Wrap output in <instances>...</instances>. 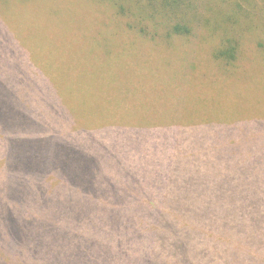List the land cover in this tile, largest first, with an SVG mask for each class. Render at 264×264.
Returning <instances> with one entry per match:
<instances>
[{
	"label": "rangeland",
	"instance_id": "374dc122",
	"mask_svg": "<svg viewBox=\"0 0 264 264\" xmlns=\"http://www.w3.org/2000/svg\"><path fill=\"white\" fill-rule=\"evenodd\" d=\"M134 1L152 12L162 0ZM216 1L228 5L225 17L219 3L209 14H193L190 3L184 11L200 15L201 29L168 40L164 24L140 35L101 0H0V223L10 215L19 235L17 242H3L39 240L45 247L51 198L68 221L87 209L82 221L90 229L96 224L86 205L98 180L79 171L84 157L67 162L64 147L71 145L58 138L63 119L76 130L117 132L110 148L124 150L137 139L140 162L154 174L156 209L172 220L162 223L160 234L172 262L187 264L184 246L190 264H264L253 226L234 213L245 193L242 181L254 176V159L264 162V0ZM227 24L245 30L238 60L222 67L210 58L218 44L211 31ZM44 111L54 119L40 120ZM167 150L177 157L168 161ZM124 188L119 208L134 218L145 205L133 197L144 190L129 179ZM129 227V240L142 231L137 223ZM210 243L212 257L191 253ZM3 251L0 245L5 262L18 257L14 248Z\"/></svg>",
	"mask_w": 264,
	"mask_h": 264
},
{
	"label": "trees",
	"instance_id": "16d2710c",
	"mask_svg": "<svg viewBox=\"0 0 264 264\" xmlns=\"http://www.w3.org/2000/svg\"><path fill=\"white\" fill-rule=\"evenodd\" d=\"M26 1L30 2L31 0ZM102 1L106 2L105 5L111 4L116 9L115 15L118 13L117 15L122 20L127 21L126 24L129 25V28L140 35L151 36L148 33L150 30L159 28L164 24L165 30L168 31V40L173 37L186 39L201 29L200 15L196 18H190V15L184 11L185 6L190 7V3L192 5L194 3L196 12L193 14H209L213 10L212 4L219 3L216 0L212 2L209 0H162L160 9L148 12L137 6L134 0ZM247 1L249 0H245V2ZM219 4L220 6L217 8L220 11L218 12L225 17L228 12V5L225 2ZM163 6L164 8H162ZM157 20L161 22L158 23L159 21L157 22ZM144 23L146 25L143 26ZM227 25L228 27L225 26L224 30L215 29L211 31L214 32L212 35L216 37L218 44L210 52V58L218 62L222 67H230L238 60L239 38L245 30L241 25L237 27H234L235 24ZM152 35L155 38L158 37L157 34ZM42 113H40L39 119L46 122H50L55 117V114L49 113V111ZM58 122H60V137L58 136V138L71 145V147H64V151L68 153L67 162L70 159L84 157V160L78 165L79 171L82 174L87 172V177L98 180L97 184L95 183L96 196L88 192V204L86 205L88 206L87 208H93L94 213L92 215L96 219V224L93 229H90L82 221L84 216H88L87 209L83 210L78 217H72V220L68 221L65 217L66 214L59 207V202L51 198L50 206L48 204L50 217L48 226L50 228L48 233H46L49 236L48 244L43 247L37 240L35 244H24L22 242L21 245H18L17 243L3 242L4 239L17 242L19 238L17 230H11L13 227L11 216L6 215L0 223V229L5 234H0V237H2L0 238L2 239L0 245L5 254H9L14 248L18 257L6 258L9 261L5 262V258L0 255V264H14L17 262L20 264H178V262H172V258L167 257L166 249L161 244L163 240L160 234L166 228L162 223L172 220L168 219V213L157 211L156 209V203L160 197L159 195L156 196L157 193L151 192L154 174L145 168V166H151L150 164L140 162V147L134 149L137 139L134 138L135 143L129 144L130 146L127 149L110 148L108 139H112L117 132H108L110 130L92 131V129L76 130L73 127L63 126L61 124L65 122L63 119ZM40 123L43 124V121ZM29 137L33 139L35 135L29 134ZM72 144L77 146V150L72 147ZM26 145L29 149L32 148L30 142ZM20 152L19 150L17 157H21ZM167 153L168 161H172L177 157L171 151L167 150ZM256 154L260 157L259 150L256 151ZM254 160L257 162L253 166L254 176L242 181L241 187L244 188L245 193L241 194V197L237 199L234 213L238 215V218L241 216L244 219L245 226H253L251 232L254 233L256 243L259 241L255 247L258 250H263L264 162L262 157H256ZM237 166L235 165V168ZM139 168H141L143 176L139 173ZM52 175H56V173H52ZM126 177L135 188L141 187L144 190L142 195L136 194L133 197V200L138 204L143 202L145 205L144 210L132 213L134 218L128 217L119 208L120 199L125 194L124 183L128 180ZM231 185L236 186L235 181L231 180ZM164 198L166 199V197ZM153 200L156 202L151 204ZM166 217L167 220L165 219ZM133 223L141 225L142 231H137L134 238L129 240L127 237L130 231L129 225ZM75 226L76 230H74ZM158 226H161L160 233L159 231H154ZM9 229L10 232L7 233ZM84 233L87 236H82ZM94 236L97 239L91 241L90 237L94 238ZM213 247V243H210L208 250L195 248L196 252L191 248V253H193L194 257L196 254L202 257L203 255L201 254L208 251L212 257ZM42 249L45 250V253H43ZM181 249L186 254L184 255L187 260L186 263L190 264L188 258L190 247L183 246ZM217 259V255L214 254L213 261ZM201 261L203 259H199L197 262ZM206 261H209V258ZM249 264L254 263L249 262Z\"/></svg>",
	"mask_w": 264,
	"mask_h": 264
}]
</instances>
